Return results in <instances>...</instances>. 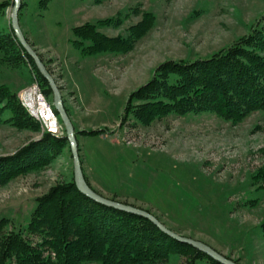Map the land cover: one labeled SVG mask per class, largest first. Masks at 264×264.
Returning <instances> with one entry per match:
<instances>
[{
  "label": "rangeland",
  "instance_id": "rangeland-1",
  "mask_svg": "<svg viewBox=\"0 0 264 264\" xmlns=\"http://www.w3.org/2000/svg\"><path fill=\"white\" fill-rule=\"evenodd\" d=\"M1 1L7 2L0 16L6 30L14 0ZM21 5L19 25L61 86L81 167L94 190L150 211L178 234L204 241L240 264H264V235L258 227L264 218V180L255 181L256 171L264 166V112L253 111L238 123L205 111L170 112L148 124L133 116L121 122L128 94L161 61L206 56L230 43L252 29L264 12V0H49L45 7L39 0H21ZM144 10L154 13L153 24L129 50L81 54L70 41L71 26L118 14L121 23L98 29L124 34ZM31 74L24 64L0 65V82L16 90L18 99L35 82ZM60 123L63 129L56 133L64 134ZM42 131L41 125L34 131L0 122V155ZM70 153L68 143L43 168L0 184V217H8L6 230L20 227L28 236L24 226L34 197L57 181L71 179ZM250 197L258 202L243 204ZM186 257L171 254L154 264H185ZM195 264L218 263L202 255Z\"/></svg>",
  "mask_w": 264,
  "mask_h": 264
},
{
  "label": "trees",
  "instance_id": "trees-1",
  "mask_svg": "<svg viewBox=\"0 0 264 264\" xmlns=\"http://www.w3.org/2000/svg\"><path fill=\"white\" fill-rule=\"evenodd\" d=\"M48 1L39 0V5L45 7ZM101 1L93 0L96 3ZM6 4V1L0 2V16ZM154 18L152 11L144 10L141 18L130 24L124 34L116 35H108L98 27L119 24L122 15L86 20L71 26L73 37L70 41L81 54L129 50L134 41L151 28ZM263 51L264 12L251 30L209 55L161 61L151 76L128 94L121 122L133 116L136 121L148 124L170 112L205 111L238 123L253 111L264 112ZM39 55L44 60L41 53ZM21 64L28 66L31 77L39 82L45 95H52L46 78L22 47L12 26L5 30L0 25V65L19 67ZM65 108L69 113L66 105ZM0 122L40 130L39 122L21 105L16 90L4 82H0ZM100 130L81 129L80 132ZM75 138L82 166L76 134ZM67 144L65 133L56 134L44 129L39 137L30 139L11 153L0 155V184L19 174L43 168L61 154ZM84 176L91 186L85 173ZM263 180L264 166L255 174V181ZM257 202L258 198L250 197L243 204ZM7 223L8 217L1 216L0 264H79L82 261L154 264L171 254L181 253L187 256L185 264H195V258L207 255L169 236L144 216L88 197L77 188L73 174L71 179L57 181L46 192L34 197V205L24 226L28 236L20 227L6 230ZM258 227L264 235V218Z\"/></svg>",
  "mask_w": 264,
  "mask_h": 264
},
{
  "label": "water",
  "instance_id": "water-1",
  "mask_svg": "<svg viewBox=\"0 0 264 264\" xmlns=\"http://www.w3.org/2000/svg\"><path fill=\"white\" fill-rule=\"evenodd\" d=\"M21 7V0H14L12 5V11H11V26L14 30L15 35L17 36L18 40L20 41L22 47L28 52V54L32 57L34 60V63L40 73L46 78L51 90H52V96H53V106L58 112L65 129V135L67 137L71 154H72V160H73V180L77 186V188L87 195L88 197L94 199L97 202L103 203L105 205L113 206L118 209L126 210L128 212H132L135 214H139L141 216H144L151 220L161 231L165 232L169 236L175 238L176 240L187 243L192 245L193 247L203 251L213 259L217 260L218 262L222 264H240L236 262L235 260L225 256L221 252L217 251L215 248H213L208 243L201 241L199 239H195L190 236L181 235L175 232L174 230L167 227L163 222H161L153 213L150 211L143 209L141 207L135 206L131 203H126L123 201H119L116 199H112L109 197H106L99 192L95 191L86 181L82 167L81 162L79 158V152H78V144L77 140L74 136L73 131V123L70 119V116L67 113V110L64 106L62 94L60 91V88L58 87L53 75L50 73V71L47 69V66L41 59L40 55L37 53V51L33 48V46L29 43V41L26 39L23 31L21 30V27L19 25V17L18 12Z\"/></svg>",
  "mask_w": 264,
  "mask_h": 264
},
{
  "label": "built area",
  "instance_id": "built-area-1",
  "mask_svg": "<svg viewBox=\"0 0 264 264\" xmlns=\"http://www.w3.org/2000/svg\"><path fill=\"white\" fill-rule=\"evenodd\" d=\"M19 99L25 109L40 122L42 128L55 133L60 131L62 126L38 82L24 88L19 93Z\"/></svg>",
  "mask_w": 264,
  "mask_h": 264
},
{
  "label": "crops",
  "instance_id": "crops-1",
  "mask_svg": "<svg viewBox=\"0 0 264 264\" xmlns=\"http://www.w3.org/2000/svg\"><path fill=\"white\" fill-rule=\"evenodd\" d=\"M28 36V35H27ZM29 39V38H28ZM29 41H30V39H29ZM32 43V42H31ZM33 45H34V43H32ZM85 173H86V171H85ZM90 183H91V180H90ZM92 185V184H91Z\"/></svg>",
  "mask_w": 264,
  "mask_h": 264
}]
</instances>
